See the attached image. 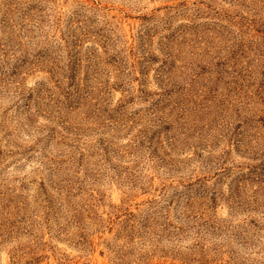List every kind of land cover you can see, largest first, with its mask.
<instances>
[{
	"label": "rangeland",
	"instance_id": "obj_1",
	"mask_svg": "<svg viewBox=\"0 0 264 264\" xmlns=\"http://www.w3.org/2000/svg\"><path fill=\"white\" fill-rule=\"evenodd\" d=\"M0 264H264V0H0Z\"/></svg>",
	"mask_w": 264,
	"mask_h": 264
}]
</instances>
